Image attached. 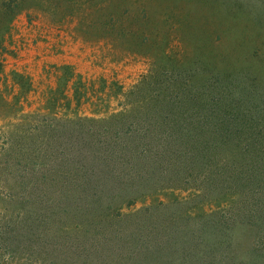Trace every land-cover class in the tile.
<instances>
[{"label": "rangeland", "instance_id": "rangeland-1", "mask_svg": "<svg viewBox=\"0 0 264 264\" xmlns=\"http://www.w3.org/2000/svg\"><path fill=\"white\" fill-rule=\"evenodd\" d=\"M1 38L0 264L132 263L131 232L250 257L249 225L211 239L222 191L128 138L149 117L264 136V0H0Z\"/></svg>", "mask_w": 264, "mask_h": 264}, {"label": "trees", "instance_id": "trees-1", "mask_svg": "<svg viewBox=\"0 0 264 264\" xmlns=\"http://www.w3.org/2000/svg\"><path fill=\"white\" fill-rule=\"evenodd\" d=\"M1 67L0 62V69ZM242 122L235 116L223 122L227 124L224 129L211 128L218 123L217 120L208 123L207 130L185 132L169 128L171 124L182 125V118L149 117L144 124L138 120L136 133L128 138V143H135L133 149L139 151L140 159L145 158L144 153L148 151L147 154L152 156L155 163L159 160L174 168L179 166L180 173L186 175L180 177L177 171L173 172L169 179H175V184L176 178L191 176L195 180L201 178L202 185L199 190L203 198L214 190L219 194L222 191L220 196L225 202L223 207L226 212L216 217L211 239H216L215 243L222 246L234 223L249 225L256 231L254 241L249 247L250 257L236 258L231 246L227 245L217 252L213 260L207 262L186 257L179 259L159 254V251L164 250L165 244L144 240L131 232L128 233V245L129 253L132 254L130 260L133 261L126 264H264V136L255 131L240 133L237 128ZM140 126L146 131L139 130ZM140 132L149 139L139 138ZM187 168L189 171H186ZM212 212L218 213L216 210ZM237 218L240 220L237 221Z\"/></svg>", "mask_w": 264, "mask_h": 264}]
</instances>
